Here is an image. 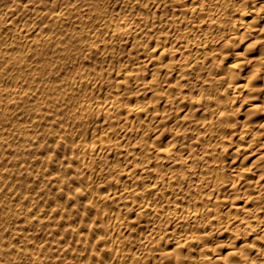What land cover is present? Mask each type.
<instances>
[{
  "label": "bare ground",
  "instance_id": "6f19581e",
  "mask_svg": "<svg viewBox=\"0 0 264 264\" xmlns=\"http://www.w3.org/2000/svg\"><path fill=\"white\" fill-rule=\"evenodd\" d=\"M0 264H264V0H0Z\"/></svg>",
  "mask_w": 264,
  "mask_h": 264
}]
</instances>
